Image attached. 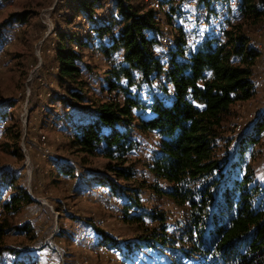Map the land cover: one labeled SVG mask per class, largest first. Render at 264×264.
I'll list each match as a JSON object with an SVG mask.
<instances>
[{
  "label": "trees",
  "instance_id": "1",
  "mask_svg": "<svg viewBox=\"0 0 264 264\" xmlns=\"http://www.w3.org/2000/svg\"><path fill=\"white\" fill-rule=\"evenodd\" d=\"M171 1L161 0L160 8L154 10L146 4L133 6L131 0H113L116 14L111 18L94 17L95 0L81 1L78 11L93 38L56 33L54 75L65 93L57 97L63 105L80 106L88 93L81 71L84 49L100 53L109 63L106 85L100 89L107 100L101 97L90 101L88 116L76 125L69 144L76 152L108 162L105 169L113 178L90 174L88 181L123 196L122 221L136 228L139 241L122 243L87 225L96 234L99 246L118 251L127 262L141 249L159 248L175 264H264V186L251 165L253 147L264 132V117L256 119L250 130L238 137L232 157L223 137L232 108L249 100L255 90L254 72L261 63V53L250 45L247 28L264 20V0H241V13L226 12L231 18L219 34L199 39L191 37L192 31L186 29L187 15L199 8L205 15H215L219 12L211 4L220 0H194V8L186 0L183 23L177 26L176 20L169 21L174 9L165 10ZM160 14L163 26L156 20ZM13 17L10 15L9 20ZM7 24L0 25V48L1 28ZM164 26L168 33L163 32ZM170 37L171 47L165 50V40ZM159 82L161 94L173 93L168 102L153 94ZM5 106L13 108L15 103ZM133 123L140 133L152 134L158 140L142 165L154 182L147 187L139 184L136 192L117 184L119 181L128 186L137 176L134 163L128 161L133 142L128 126ZM14 128L8 137L17 141L18 125ZM49 164L50 178H55L52 182L74 176L69 164ZM19 179L14 171H0L1 211L17 214L21 207L34 203L26 189L16 185ZM159 182L167 187L161 188ZM144 188L182 210V219L173 230L169 231L163 210L143 207L140 196ZM123 192L128 197L124 198ZM5 193L9 195L2 200ZM130 209L137 214H130ZM11 233L29 234L30 228L27 224L0 226V264H37L30 255L4 247L3 238Z\"/></svg>",
  "mask_w": 264,
  "mask_h": 264
},
{
  "label": "rangeland",
  "instance_id": "2",
  "mask_svg": "<svg viewBox=\"0 0 264 264\" xmlns=\"http://www.w3.org/2000/svg\"><path fill=\"white\" fill-rule=\"evenodd\" d=\"M72 1H0V25L8 22L1 28L0 171H14L20 177L16 185L24 187L34 202L21 207L17 214H8L0 209V226L8 228L27 224L30 228L29 234H8L3 238L4 247L30 255L37 264H175L170 255L159 248L141 249L132 261L127 262L118 251L99 246L96 234L87 225H94L122 243L139 241L136 228L122 221L123 196L111 192L108 187L88 181L90 174L113 178L105 169L108 162L103 158H91L76 152L69 144L76 125L88 116L86 110L90 101L101 97L106 99L107 94L101 93L100 89L106 85L105 71L109 66L100 53L84 49L81 71L88 86L84 103L68 107L58 101L57 97H63L65 93L56 83L54 75L56 33L92 39L87 29L84 33L87 21L78 11L81 1L90 3L91 0H78V4ZM95 1L94 8L97 9L94 17L111 18L116 14L113 0ZM185 2L172 0L165 9H174L169 21L176 20V26L183 23L182 8ZM131 3L133 6H145L142 0H131ZM189 3H192L189 7H195L194 0ZM217 3L213 2L211 8L219 13H209L203 21L189 19L194 11L187 15V24L191 22L190 28L186 29L192 31L189 33L191 37L199 39L210 33L219 34L231 15L222 13ZM163 9H160L162 13ZM10 15H14L12 20H9ZM19 18L21 20L17 21ZM196 21L200 22L194 24ZM247 29L249 39L261 49L258 61L262 63L264 20ZM8 102L15 103V106L7 108L5 105ZM261 117H264V97L261 92L254 90L249 100L235 104L224 125L223 137L228 144L226 151L229 157L234 155L238 137L247 133L255 120ZM15 125L19 128L17 141L8 137L15 131ZM134 125L128 126V135L133 141L128 161L134 163L137 176L128 182V186L119 181L117 184L136 192V189H140L139 184L147 187L154 182L142 165L149 160L158 140L152 134L140 133ZM238 126L240 129L236 130ZM123 128V125L119 126V129ZM220 145L225 151L224 142ZM253 151L251 165L256 178L264 186V132L260 134ZM51 161L71 165L74 176L60 177L58 182H52L55 178H50ZM159 186L163 189L167 187L162 182H159ZM123 193L124 198L128 197L129 194ZM8 195L5 193L2 200L7 199ZM140 198L146 209L157 207L166 213L169 231L182 219V210L168 199L157 198L145 188ZM129 213L137 214L134 209H130ZM195 259L192 257V260Z\"/></svg>",
  "mask_w": 264,
  "mask_h": 264
},
{
  "label": "bare ground",
  "instance_id": "3",
  "mask_svg": "<svg viewBox=\"0 0 264 264\" xmlns=\"http://www.w3.org/2000/svg\"><path fill=\"white\" fill-rule=\"evenodd\" d=\"M146 6L148 8L154 9V10H158L160 8L161 5V0H142ZM234 4V7H231V5ZM240 4H241V0H220L216 6L218 7V9L222 12V13H226L228 11L234 10L237 14L241 13V8H240ZM229 7V8H227ZM204 10L202 8L196 9L194 11V15H190L189 19L190 20H194L196 18V20H200L203 21L205 18V12H203ZM156 20L159 22H161V25L163 26L164 23L162 22L161 18L159 15L156 16ZM190 22L187 24L186 28L189 29L190 28ZM216 22V21H215ZM174 25L176 26V24L174 23ZM87 31L89 32V34H91V38H93L94 34L91 30H89V28H85L84 33ZM163 32L164 33H168V29L166 26L163 27ZM172 37H170L169 39L165 40V45L163 46V48L165 50H168L169 47H171V41ZM95 41H93L92 43H94ZM164 43V42H163ZM250 45H252L255 49H257L258 51L261 50L260 47H255L253 41L250 42ZM264 49V48H263ZM261 57V56H260ZM255 78H254V87L255 90L257 92H261L262 96L264 97V53L262 56V63L261 65H256L255 66ZM162 88V83H158L157 87H155V89H153V94L156 96H160L162 97V101L164 102H168V99H170L173 96V93L170 92L168 93V95H163L161 94L160 89ZM151 93V92H150ZM260 94V93H259ZM236 126V125H235ZM230 127V126H229ZM240 127L238 126V128L236 127V130H239ZM234 132V131H233Z\"/></svg>",
  "mask_w": 264,
  "mask_h": 264
},
{
  "label": "built area",
  "instance_id": "4",
  "mask_svg": "<svg viewBox=\"0 0 264 264\" xmlns=\"http://www.w3.org/2000/svg\"><path fill=\"white\" fill-rule=\"evenodd\" d=\"M191 4H192V3H188V5H191ZM234 4H235V3H233V4L231 5V7H234ZM227 8H229V7H227ZM204 11H205V10H204ZM204 11H203V12H204Z\"/></svg>",
  "mask_w": 264,
  "mask_h": 264
}]
</instances>
